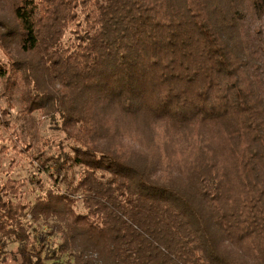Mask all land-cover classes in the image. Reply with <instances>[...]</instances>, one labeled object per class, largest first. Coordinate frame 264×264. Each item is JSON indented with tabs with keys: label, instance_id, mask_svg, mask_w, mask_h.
I'll return each mask as SVG.
<instances>
[{
	"label": "trees",
	"instance_id": "16d2710c",
	"mask_svg": "<svg viewBox=\"0 0 264 264\" xmlns=\"http://www.w3.org/2000/svg\"><path fill=\"white\" fill-rule=\"evenodd\" d=\"M0 24L85 169L81 201L0 183L9 264H264V0H0Z\"/></svg>",
	"mask_w": 264,
	"mask_h": 264
},
{
	"label": "rangeland",
	"instance_id": "374dc122",
	"mask_svg": "<svg viewBox=\"0 0 264 264\" xmlns=\"http://www.w3.org/2000/svg\"><path fill=\"white\" fill-rule=\"evenodd\" d=\"M4 18L13 26V18L10 13L7 12ZM83 26L84 24H82V28ZM1 27L2 24H0V68L3 69L4 76H0V144L5 145L10 156L4 157L0 154V183L5 182L10 171H13L11 177L15 180L25 181L27 189L32 191L30 194L27 193V201L30 204L35 202L37 196L49 191L59 192L81 201L80 192L75 191H79V182L85 169L68 166V164L62 169H58L56 164V160L60 159L63 153L70 155L66 138L68 133H74L76 129L65 128L60 116L54 112L47 114L43 111L30 112L32 110L24 95L27 83L23 80L22 72L12 68L10 62V58H16V48L11 40H5L6 32ZM70 29L77 31L75 25ZM66 36L65 42L67 43L68 39L73 36L71 33H67ZM6 45H11V49H5L3 46ZM49 88L53 89L50 83ZM54 89L61 91L58 84L54 85ZM11 144L21 151L20 155L13 151ZM132 146L142 156L147 153L146 149L138 150L137 144ZM128 152L131 154L133 149L128 148ZM142 156L137 160L135 158L133 161L135 166L143 168ZM12 161L16 162L14 164L16 167H11ZM61 161H64L63 156ZM167 176L163 173L164 179ZM78 209H82V203L79 204ZM27 221L31 222L30 216ZM54 223L53 220L49 222L42 220L38 224L34 223V226L38 228L39 234L45 235L49 233L50 226ZM55 237L58 239L57 235ZM15 250H17V246L14 244L0 243V264H9Z\"/></svg>",
	"mask_w": 264,
	"mask_h": 264
}]
</instances>
